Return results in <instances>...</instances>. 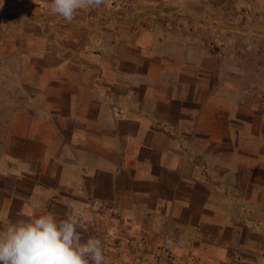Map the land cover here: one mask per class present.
Here are the masks:
<instances>
[{
	"label": "crops",
	"instance_id": "crops-1",
	"mask_svg": "<svg viewBox=\"0 0 264 264\" xmlns=\"http://www.w3.org/2000/svg\"><path fill=\"white\" fill-rule=\"evenodd\" d=\"M137 1L0 38V219L71 203L92 237L264 264V0Z\"/></svg>",
	"mask_w": 264,
	"mask_h": 264
},
{
	"label": "clouds",
	"instance_id": "clouds-1",
	"mask_svg": "<svg viewBox=\"0 0 264 264\" xmlns=\"http://www.w3.org/2000/svg\"><path fill=\"white\" fill-rule=\"evenodd\" d=\"M106 0H50L54 15L71 23L79 11ZM63 217L47 211L29 219H0V264H105L102 241L86 234L71 203Z\"/></svg>",
	"mask_w": 264,
	"mask_h": 264
},
{
	"label": "rangeland",
	"instance_id": "rangeland-1",
	"mask_svg": "<svg viewBox=\"0 0 264 264\" xmlns=\"http://www.w3.org/2000/svg\"><path fill=\"white\" fill-rule=\"evenodd\" d=\"M49 4L50 0H0V29L3 30L0 31V38L11 37L9 42H19L22 40L25 31L37 36L42 34L41 28L43 27L45 31L50 29L49 41L59 42V32L54 30L53 26L59 24L60 16L54 15L50 11ZM142 6L145 8L146 4L142 5L137 0H106L105 4L99 8L79 11L77 16L80 17L85 14L87 17L85 20H81L82 18L80 20L74 19L71 24L78 23L80 29H87L86 23L90 21L95 24L102 21L109 27H116L130 20V22H138L139 20H124V14L126 10H140ZM145 21L147 20H142V23L145 24ZM170 21L171 23L176 22L174 19H170ZM176 23L181 24L180 22ZM6 27L10 28L9 33L4 31ZM117 237L114 235V239H108L107 232L101 230L95 233V238L102 241L105 264H142L140 256L133 251L135 244L128 241L119 242ZM145 264L150 263L147 261Z\"/></svg>",
	"mask_w": 264,
	"mask_h": 264
},
{
	"label": "built area",
	"instance_id": "built-area-1",
	"mask_svg": "<svg viewBox=\"0 0 264 264\" xmlns=\"http://www.w3.org/2000/svg\"><path fill=\"white\" fill-rule=\"evenodd\" d=\"M176 135L178 138H180V140H184L185 142L192 144L191 141L183 139L182 133L177 131ZM191 157L193 169L205 176L207 182H211V169L209 164L200 154L196 153L195 151H191ZM231 192L237 196V192L235 190H232ZM127 241L131 244H135L133 251L134 253H137L138 256H140L142 259V264H145L147 261H149L150 264H184L183 261L180 260L168 246H161L153 249L144 241Z\"/></svg>",
	"mask_w": 264,
	"mask_h": 264
}]
</instances>
